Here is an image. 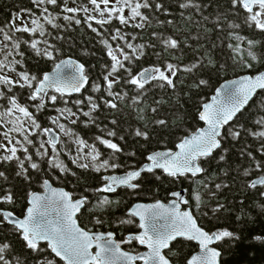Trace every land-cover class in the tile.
<instances>
[{
    "label": "trees",
    "instance_id": "trees-1",
    "mask_svg": "<svg viewBox=\"0 0 264 264\" xmlns=\"http://www.w3.org/2000/svg\"><path fill=\"white\" fill-rule=\"evenodd\" d=\"M164 5V10L142 9L149 16V22L143 28H136L130 25H121L118 20L104 26L97 25L94 21L93 27L100 29L103 36L92 31L84 22L83 12L77 14L81 19L80 24L74 21L58 19L56 23L63 25L62 28H52L45 25L48 33L45 37H39L41 41L47 39L49 44L59 49L54 51L55 60H50L45 56H37L35 51L28 45L22 44L20 51L24 53L23 58L15 56V59H23V65H17L18 71H27L35 74L38 78L51 71L57 63L66 58H75L85 66V74L89 78L88 87L72 97H61L60 94L51 91L49 95H57L55 104L50 101L45 110L38 112L33 104L38 103L28 100L29 90L16 87L13 92L18 96L20 103L29 106V110L36 115L42 127H48L59 132L62 143L57 147L61 149L59 161L67 165L72 172H61L59 168L49 166L47 159L40 161L39 170L29 169L28 176H16L18 170L16 162L0 165V170H5L9 175L7 187L14 193L15 203L12 205L0 204V208L13 211L18 217L26 215L28 200L33 192L44 191V181L49 180L55 186L64 188L71 192L74 199L80 196H87L89 203L79 216L82 227L90 232H114L117 236L123 237L127 233L134 232L136 224H120V219H127L128 211L136 202H169L173 192L185 190L189 200V207L194 211L200 225L209 233L220 230H229L236 233L239 239L225 238L219 241L218 248L222 252L221 264H264V241H258L254 237H264V196L259 193L264 191V186L251 189L248 185L252 179L264 175V171L255 169V161L247 155H241L244 149L251 151L256 161L264 163V155L259 151L261 141L242 132L241 138L233 140L229 137L223 141V147L228 149L226 158L220 160L221 150L219 149L213 156L200 160V165L205 169L201 176L187 175L180 178H173L163 171L143 174L137 182L142 185L135 192L131 189H119L115 194L108 196L114 201L111 205L100 209V201L105 195L104 192H97L95 189L102 186V176L111 174H123L133 166L139 168L147 162V155L160 150H175L178 144L187 136L193 134L204 126L199 114L202 107L215 94L218 87L227 80L240 77L242 75H255L264 71V32L244 23L247 15L243 9L233 8L232 0H194L199 8H182L180 4L184 0H150ZM63 3V0H61ZM69 7L93 6L88 0H67ZM49 12L59 15H73L62 13L57 6L46 5ZM103 7V5H102ZM24 9H31L37 17L44 15L42 8H37L33 0H0V27L7 28L9 22L17 13H22ZM239 13V14H237ZM23 14V13H22ZM95 14V13H93ZM25 18L26 17V14ZM125 16L129 15L126 10ZM219 18V19H218ZM43 22V21H42ZM19 23V21H17ZM239 24V28L230 27L232 24ZM119 28L126 34V38L134 46L144 44L145 55L139 59L124 61L125 65H130L132 73L137 74L144 68L158 66L164 69L168 63L177 67L178 71L174 77L175 88H172L162 81H152L146 85L145 90H140L136 85L128 84L127 73L123 70L119 73L123 77L120 84L114 86L113 91L121 94L116 99L118 108L112 109L105 106L101 100L113 99L107 96L104 76L113 64L108 56V49L101 43L103 38H110ZM17 37L23 40H31L27 33H16ZM62 37L57 39L56 37ZM169 37L178 41L177 48L167 47L164 43ZM256 41L255 47L250 49L247 41ZM115 49L117 44L125 49L130 55H138L128 49L124 41L117 39L109 41ZM9 44V50L11 49ZM40 47H45L42 43ZM239 48V51L236 49ZM249 50L254 51L257 59L253 60L248 55ZM13 57H9L12 59ZM3 59V54H0ZM209 60L211 63H209ZM244 61L251 64V68L245 67ZM194 64L199 67L192 72L184 71V68H191ZM8 74V73H7ZM203 79L207 84L196 87ZM101 85L99 92L94 91L95 86ZM163 84V87L160 85ZM127 93V95H124ZM11 94V93H10ZM92 96L100 103V109L93 113L92 118L96 119L95 124L85 123L89 117H85L80 108L89 110L87 102L83 105H76L77 100H86ZM140 99H137V97ZM67 101V103H65ZM159 102V103H157ZM264 104V91L261 92L246 108L242 114L228 127L224 133L227 134L229 127L243 124L246 129L257 130L255 120L264 116V109L260 105ZM2 105L7 107L5 101ZM157 108L156 112L151 109ZM69 108L77 113V117H72L69 113L61 116L59 123L65 124L72 129L73 133L87 141L89 145L96 144L102 153L101 160L112 154V150L102 145L96 137L103 136L111 139L123 148L122 153L116 154L118 162L125 167L115 170L96 172L92 167L91 158L81 161L89 163L90 167L84 169L73 163L76 156V144L74 137L64 135L56 125L51 123L50 117H57L60 113L57 109ZM21 115V114H17ZM65 117H68L67 119ZM75 119V124L71 120ZM158 119H166V126L156 125ZM116 123L112 124L111 121ZM140 128L148 132L149 139L137 137L135 130ZM115 131V137H109L108 131ZM19 138V134L13 132ZM120 136L124 139L121 141ZM31 138L39 144V138ZM68 149L64 151L63 149ZM34 151L30 147V152ZM51 152V149H49ZM90 148H85L84 153H88ZM71 152V155H69ZM135 153V155H132ZM22 155V153H18ZM83 155V154H82ZM35 160L39 157L34 155ZM98 163V162H97ZM244 169H249L251 176H244ZM159 177V179H157ZM221 184L220 189L215 185ZM223 185H227L224 187ZM196 195L201 196V202L197 207ZM119 201V203H115ZM223 204L224 208L213 215V209ZM207 213V215H205ZM102 219V224H97L96 219ZM2 219V217H0ZM134 219V218H132ZM0 241H7L12 244L14 254L21 256L25 264H37L38 259L48 256L55 258L57 264H62L48 250L45 253H33L25 247L24 241L18 233H15L12 226L5 223L0 227ZM42 247H47L41 244ZM177 254L172 256L174 264H187L197 251L198 247L193 241L181 239L172 246Z\"/></svg>",
    "mask_w": 264,
    "mask_h": 264
},
{
    "label": "snow or ice",
    "instance_id": "snow-or-ice-1",
    "mask_svg": "<svg viewBox=\"0 0 264 264\" xmlns=\"http://www.w3.org/2000/svg\"><path fill=\"white\" fill-rule=\"evenodd\" d=\"M37 8H42L44 15L37 17L31 9H24L22 13H17L7 25V28L0 27V54H3V59H0V101H5L7 107L0 105V127L11 125L8 131L2 133L0 139V165L16 162V176H23L26 180L29 169L39 170L41 167L40 161L47 159V162L52 168H59L61 172L71 173L70 168L62 161H59L61 149L57 145L62 141L60 136L55 134V129L42 127L36 115L29 110V106L20 103L18 96L13 92V89L19 87L28 89V100L37 102L32 105L38 112L44 111L47 103L50 101L55 104L58 96L49 95V90L52 89L55 93L63 97L65 94L72 92L79 93L88 83V76L85 74V66L82 63L73 61L72 59L62 60L56 64L55 74L45 73L42 78H38L35 74L27 71H18L17 65H23V59L17 60L15 56L23 58L24 53L20 51L21 45L26 44L35 51L37 56H45L50 60H55L54 51L59 49L54 48L49 44L47 39L41 41L39 37H45L48 29L45 25H50L52 28H62L63 25L56 23L58 19L66 21H74L75 24H80L82 21L78 18L79 13L85 15L84 22L87 26L98 35L103 36L100 29L93 27V21L101 27L118 20L121 25H132L136 28H143L149 22V16L142 9H152L153 6L157 11L164 10V5L161 3L150 2V0H88V3L93 7L89 9L87 6L69 7L67 0H33ZM75 2V0H73ZM46 5L57 6L61 8L62 13H70L73 15H59L49 12ZM103 5V7H102ZM233 8L243 9L246 12L244 23L249 26L264 32V0H232ZM182 8H199L194 0H184L180 4ZM129 12L125 16V11ZM95 13V14H93ZM26 17L25 18V15ZM239 14V13H237ZM219 19V18H218ZM19 21V23H17ZM43 21V22H42ZM230 27L239 28V24H232ZM16 33H27L33 39L23 40L17 37ZM57 39L62 37L57 36ZM117 39L124 41L128 49L138 55L128 54L123 47L117 44L114 49L109 41ZM45 47H40L41 44ZM108 49V56L113 61L109 71L104 76V81L107 88V96L113 99H104L101 97L103 104L109 108L116 109L118 104L116 99L120 98L119 92H114L115 85L120 84L123 77L119 73H127L128 79L125 81L128 84L136 85L138 89L145 90L146 85L152 81H162L168 86L175 88L174 77L178 71L177 67L172 63H168L164 69L158 66L144 68L137 74L132 73L130 65H125L124 61L130 63L145 55V45L140 44L134 46L126 38V34L117 28L115 34L110 38L101 40ZM165 45L170 48H177L179 43L176 39L169 37L164 41ZM250 49L255 47L256 41L248 40ZM9 44L11 49L9 50ZM239 51V48L236 49ZM248 55L256 60L258 57L254 51L249 50ZM9 57H13L9 59ZM245 67L251 68L252 65L244 61ZM209 63L211 61L209 60ZM199 64H194L191 68H184V71L192 72L198 68ZM14 73L15 79L7 73ZM207 84L206 80L201 79L196 87ZM164 85L161 84L160 87ZM264 90V73L256 76H246L239 80H233L227 83L216 96L213 97L212 104H205L203 111L199 114V119L207 124V128H200L190 137L183 139L179 143V152L157 151L147 155V161L139 168L134 166L125 171L121 175H104L101 187L95 189L97 192L115 193L118 188L131 189L134 192L141 188L140 183L136 181L142 178L143 173H155L157 169L162 170L165 174L173 178H180L191 174L196 176L203 173L205 169L201 167L199 161L201 158L210 157L217 149L221 150L220 160L226 158L227 148L223 147V141L229 137L233 140L241 138L242 132H247L249 135L261 141L259 151L264 155V116H260L255 120L258 126L257 130L246 129L243 124H237L229 127L227 134L224 133V128L231 121L236 120L238 114H242L249 102L257 94V90ZM101 85L97 84L94 91L99 92ZM11 93V94H10ZM124 95H127L125 93ZM137 99H140L138 96ZM87 102L88 111L83 108L79 109L85 117H89V121L85 123L95 124L96 119L92 118L93 113L100 109V103L92 96L86 97V100L75 101L76 105H83ZM67 103V101H65ZM159 103V102H157ZM264 109V104L260 105ZM60 113L57 117H50L51 123L64 133V135L73 138L76 144V156L73 163H77L79 167L88 169L89 163L81 162L88 157L91 158L94 171L101 172L109 169L115 170L125 167L118 162L116 154L122 153L124 150L119 144L111 139H105L103 136L96 139L107 149L112 150V154L101 160L102 153L97 148L96 144L89 145L87 141L74 134L72 129L65 124L59 123L61 116L67 112L72 117H77V113L69 108L63 110L57 109ZM152 112H156L157 108L153 107ZM20 113L22 115H17ZM7 118V119H5ZM66 119L68 117H65ZM77 121L71 120L72 124ZM27 123L28 127H25ZM112 124L116 121L112 120ZM156 125L166 126V119H158ZM18 133L19 138L12 136L11 133ZM42 137L47 135L48 139L39 138V144L33 140L32 136ZM109 137H115L117 133L108 131ZM137 137L149 139L148 132L137 128L135 130ZM119 139L122 141L123 136ZM30 147L34 150L30 152ZM85 148H90L88 153H84ZM51 149V152L49 151ZM68 151V149H63ZM18 153H22L19 155ZM83 154V155H82ZM34 155L39 157V160L34 159ZM71 155V152H69ZM135 155V153H132ZM241 155H247L255 161V169L264 171V163L256 161L255 156L251 151L244 149ZM98 162V163H97ZM244 176H251L249 169H244ZM159 179V177H157ZM9 175L5 170H0V204L12 205L15 203L14 193L10 187H7ZM226 187L227 185H223ZM251 189H257L258 186H264V175H260L256 179H252L248 185ZM44 187L48 189L47 195H41L33 192L30 199V207L26 209V215L23 218L8 209L0 208V227L5 223L12 226L15 233H18L24 241L25 247L33 253H45L48 250L54 257L59 258L64 264H137L138 261H143V264H174L172 256L177 253L173 251V244L181 239L187 241H197L201 251L199 254L191 256L187 260V264H219L221 256L220 251L210 247L214 241H221L225 238L239 239L238 235L229 230H220L214 233L205 231L204 228L197 223V218L193 215L192 210H181V203L188 204L189 201L184 198L181 192H173L171 195L175 197L171 204L156 202L154 204H136L128 213L127 219H120V224H134L136 221L132 217H139L138 227L142 229L140 234H129L127 238L118 243L114 239L112 232L108 233H92L86 230L77 221V213L81 211L89 203L87 196H80L78 199H73L71 193L53 188L48 180L44 181ZM216 189L222 187L221 184L215 185ZM264 196V191L259 193ZM197 207L201 202V196L195 197ZM114 201L108 196H104L100 201V209L109 206ZM119 203V201H115ZM264 208V205H261ZM224 208L223 204H218L213 209V215ZM207 215V213H205ZM97 224H102L103 221L99 217L96 219ZM258 241H264V237H254ZM132 241H138L140 245H145L148 249L146 252L131 253L121 249V243L130 244ZM46 242L47 247H42L41 243ZM97 248L93 252V248ZM165 250H169L167 253ZM0 264H25V260L14 254V249L11 243L0 241ZM37 264H57L55 258L49 259L44 256L43 259H38Z\"/></svg>",
    "mask_w": 264,
    "mask_h": 264
},
{
    "label": "water",
    "instance_id": "water-1",
    "mask_svg": "<svg viewBox=\"0 0 264 264\" xmlns=\"http://www.w3.org/2000/svg\"><path fill=\"white\" fill-rule=\"evenodd\" d=\"M68 59H72L73 61H76V62H78V63H81L80 61H78L77 59H75V58H66V59H64V60H68ZM61 62V61H60ZM59 62V63H60ZM55 72H56V65H55V67L51 70V71H49V72H47L48 74H55ZM261 73H264V71H262V72H260V73H258V74H255V75H250V74H247V75H242V76H240V77H237V78H234V79H230V80H227V81H225L224 83H222L219 87H218V89L216 90V92H215V94L210 98V100L206 103V104H212L213 103V97L214 96H216V94H217V92L219 91V90H221L227 83H229L230 81H233V80H239V79H241V78H243V77H246V76H256V75H259V74H261ZM88 85H89V80H88V83L84 86V88L81 90V92L82 91H84L87 87H88ZM51 91H54V90H52V89H50L49 90V93L51 92ZM264 90H257V94H256V96H254L253 97V99L249 102V105L251 104V102L261 93V92H263ZM77 93L76 92H72L71 94H65L64 96L65 97H72V96H74V95H76ZM205 105V104H204ZM203 105V106H204ZM249 106H246V108H248ZM245 108V109H246ZM244 109V110H245ZM243 110V111H244ZM202 111H203V107H202ZM201 111V112H202ZM240 114H238V116H239ZM237 116V117H238ZM235 120H233V121H231L230 122V124L229 125H231L233 122H234ZM203 123H204V126H203V128H207V124L203 121ZM229 125H226L225 126V128L226 127H228ZM225 128H224V130H225ZM223 130V131H224ZM198 131V130H197ZM55 134H57V135H59L60 136V134L55 130ZM192 135V134H191ZM191 135H189V136H187V137H190ZM186 138V137H185ZM47 139H48V136H47ZM183 141V140H182ZM181 141V142H182ZM180 142V143H181ZM59 145V144H58ZM57 145V146H58ZM179 145V144H178ZM219 149H217V150H215L214 152H213V154L214 153H216L217 151H218ZM160 151H166V152H179L180 151V149H179V147L177 146V148L175 149V150H160ZM213 154L211 155V156H213ZM210 156V157H211ZM209 158V157H208ZM201 159H203V158H201ZM199 163H200V161H199ZM156 171H162V170H160V169H157ZM143 174H146V173H143ZM143 174H142V176H143ZM165 174V173H164ZM203 173H199V174H197L196 176H201ZM116 175V174H115ZM167 175V174H166ZM188 175H191V174H188ZM49 181V180H48ZM50 182V184H51V186L53 187V188H56V189H63V190H65V191H67V192H69L68 190H66V189H64V188H61V187H57V186H55L51 181H49ZM122 188V187H121ZM120 188H118L117 189V191L119 190ZM116 191V192H117ZM115 192V193H116ZM179 192H181L182 193V195L184 196V198L185 199H187L188 200V198H187V192L185 191V190H183V191H179ZM37 193H39V194H41V195H47L48 194V189L46 188V187H44V191L43 192H37ZM69 193H71V192H69ZM115 193H106L105 192V194L106 195H113V194H115ZM73 196V195H72ZM30 199H31V196L29 197V200H28V207H30L31 205H30ZM74 199V198H73ZM173 199H175V197H173L172 195H171V200L169 201V202H167V203H165V202H163V201H156V202H162V203H165V204H171V201L173 200ZM75 200V199H74ZM189 201V200H188ZM156 202H151V203H143V202H141V203H136V204H154V203H156ZM136 204H134L131 208H130V210H132L133 208H134V206L136 205ZM180 207H181V210L183 211V210H192L190 207H189V203L188 204H183V203H181V205H180ZM85 209V207L84 208H82L81 209V211L79 212V213H77V216H76V218H77V221H78V223H80L79 222V220H78V217L80 216V214L82 213V211ZM130 210H129V212H130ZM192 212H193V215L196 217V215H195V213H194V211L192 210ZM17 216V215H16ZM20 218H23V217H20ZM135 219H137L138 221H139V217H134ZM197 218V217H196ZM197 223H198V225H200V223H199V220H198V218H197ZM81 225V224H80ZM11 226V225H10ZM201 226V225H200ZM205 230V229H204ZM142 229H141V233H142ZM206 231V230H205ZM92 233H96V232H92ZM97 233H102V232H97ZM106 234V233H105ZM114 234V239L116 240V234L115 233H113ZM116 242H117V240H116ZM195 244H196V246L198 247V251L194 254V255H196V254H199L200 253V251H201V248H200V245H199V243L197 242V241H193ZM41 244H45L46 245V242H42ZM218 244H219V241H214L211 245H210V247H213V248H216L218 251H220L219 250V248H218ZM145 246V245H144ZM146 247V246H145ZM121 249L122 250H124L122 247H121ZM146 249H147V247H146ZM98 249L97 248H93L92 249V251L93 252H96ZM124 251H126V250H124ZM146 251H148V249L146 250ZM169 250H165V252L167 253ZM220 253H221V256H220V258H219V264H221V260H222V252L220 251ZM54 255V254H53ZM59 259V258H58ZM60 260V259H59ZM61 261V260H60ZM63 264H64V262L63 261H61ZM137 264H143V261H138L137 262Z\"/></svg>",
    "mask_w": 264,
    "mask_h": 264
},
{
    "label": "flooded vegetation",
    "instance_id": "flooded-vegetation-1",
    "mask_svg": "<svg viewBox=\"0 0 264 264\" xmlns=\"http://www.w3.org/2000/svg\"><path fill=\"white\" fill-rule=\"evenodd\" d=\"M0 105H2V101H0ZM149 161H147L146 163H148ZM141 167V166H140ZM119 175H121V174H119ZM139 181V180H138ZM138 181H136V183L138 182ZM120 189H124L123 187L122 188H120ZM141 202V201H140ZM140 202H136V203H140ZM146 203H148V202H146ZM133 206V205H132ZM131 206V207H132ZM130 210V209H129ZM128 213H129V211H128ZM133 218V217H132ZM134 220L136 221V227H135V229H134V232H130V233H127L126 235H124L123 237H119V236H117L116 235V240H117V242L118 243H120V242H122V241H124L126 238H127V236L129 235V234H140L141 233V229L138 227V224H139V221L137 220V219H135L134 218ZM102 233H108V232H102ZM112 233H114V232H112ZM121 247L124 249V250H126V251H129V252H131V253H133V254H135V253H138V252H146V247L144 246V245H140L139 244V242L138 241H132L130 244H126V243H121Z\"/></svg>",
    "mask_w": 264,
    "mask_h": 264
},
{
    "label": "rangeland",
    "instance_id": "rangeland-1",
    "mask_svg": "<svg viewBox=\"0 0 264 264\" xmlns=\"http://www.w3.org/2000/svg\"><path fill=\"white\" fill-rule=\"evenodd\" d=\"M8 75L12 76L14 79L16 78L14 73L9 72ZM17 114H20V113H17ZM21 115H22V114H21ZM5 119H7V118H5ZM9 127H11V125H6V126H4V127H0V139L3 138V137H2V133L5 132V131H8V128H9ZM25 127H28L27 123L25 124ZM11 135L14 136L13 133H11Z\"/></svg>",
    "mask_w": 264,
    "mask_h": 264
}]
</instances>
